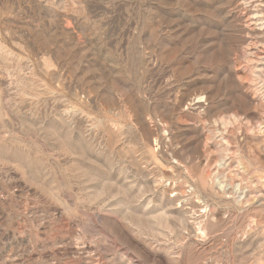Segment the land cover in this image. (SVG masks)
I'll return each mask as SVG.
<instances>
[{"label": "rangeland", "instance_id": "obj_1", "mask_svg": "<svg viewBox=\"0 0 264 264\" xmlns=\"http://www.w3.org/2000/svg\"><path fill=\"white\" fill-rule=\"evenodd\" d=\"M0 264H264V0H0Z\"/></svg>", "mask_w": 264, "mask_h": 264}]
</instances>
